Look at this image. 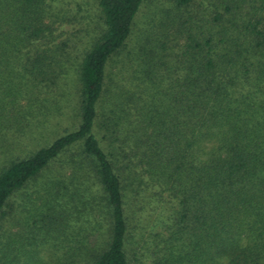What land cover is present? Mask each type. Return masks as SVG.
<instances>
[{"label":"trees","instance_id":"16d2710c","mask_svg":"<svg viewBox=\"0 0 264 264\" xmlns=\"http://www.w3.org/2000/svg\"><path fill=\"white\" fill-rule=\"evenodd\" d=\"M28 256L264 264V0H0V264Z\"/></svg>","mask_w":264,"mask_h":264},{"label":"rangeland","instance_id":"374dc122","mask_svg":"<svg viewBox=\"0 0 264 264\" xmlns=\"http://www.w3.org/2000/svg\"><path fill=\"white\" fill-rule=\"evenodd\" d=\"M72 233H73L72 228L68 231H66L62 228L61 231L59 232V234H56V237L58 239V243H62V244L64 243V245L66 243H68V241L70 240L69 236L72 235ZM42 239H43V235L40 233L29 234L28 239H26L25 234L23 235L22 238L18 237V241H21V242L25 241V242H27V245L32 246V248H35L36 246H40ZM50 239L52 240V238H50ZM54 242H53V244H54ZM62 244H60V245H62ZM26 260H28V262L26 261L27 263L37 264V262L35 260H33V258L30 256H28ZM31 260H33V261H31Z\"/></svg>","mask_w":264,"mask_h":264}]
</instances>
